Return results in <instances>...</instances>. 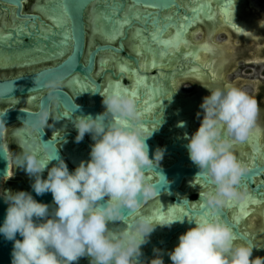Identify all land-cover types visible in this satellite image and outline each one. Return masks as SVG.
<instances>
[{
  "label": "clouds",
  "instance_id": "clouds-1",
  "mask_svg": "<svg viewBox=\"0 0 264 264\" xmlns=\"http://www.w3.org/2000/svg\"><path fill=\"white\" fill-rule=\"evenodd\" d=\"M48 87L55 89L57 83ZM209 91L197 112V118L203 116L198 130L185 137L190 160L199 168L197 176L207 177L212 188L200 192L206 211L191 215L189 221L195 226L180 235L169 256L172 264H264V257L252 258L256 246L251 241L237 243L239 237L219 211L228 202L245 198L238 186L248 168L234 146L249 137L258 103L235 84ZM100 94L103 112L74 119L76 142L85 134H91L94 141L89 160L69 171L58 150L46 160L38 152H23L17 166L34 178L32 188L37 195L52 193L55 208L50 210L49 204L37 201L30 192L5 190L8 208L0 233L14 241L11 264H73L85 255L91 257V264H164L159 249H154L156 255L150 261L140 259L141 246L158 224L151 217L141 215L118 230L108 225L160 195L163 186L149 170L157 172L165 149L157 147L154 156L149 155L147 140L157 128L149 130L135 96L126 88ZM75 105L74 112L80 109ZM50 118L54 119L51 110L44 105L28 113L23 124L45 128ZM49 141H43L45 147ZM53 160L57 163L45 179L43 172ZM157 173L166 180L162 172ZM178 220L160 225L171 226Z\"/></svg>",
  "mask_w": 264,
  "mask_h": 264
},
{
  "label": "water",
  "instance_id": "water-1",
  "mask_svg": "<svg viewBox=\"0 0 264 264\" xmlns=\"http://www.w3.org/2000/svg\"><path fill=\"white\" fill-rule=\"evenodd\" d=\"M29 0H0V12H9L13 10V15L17 27L12 26L13 17L7 14V20H0V25H4V30L10 32L9 38L0 41V51L11 54L14 50L29 49L35 46L43 45L45 49L51 51L53 48L68 47V52L57 60H44L43 62L22 65V66H1L0 70H27V73L18 74L0 80V187L2 179L9 178L11 175V162L9 151L11 147L8 144L7 128L10 126H18V128H27L34 132L35 140L39 145V155L48 158L50 154H54L58 150L59 156L62 157L68 165L69 171H74L81 163L90 159L91 145L94 143L91 134H85L84 139L77 143L75 138L78 130L74 125V119L80 115L92 114L96 115L104 111L102 104L103 97L100 93H105V88L108 79L113 81H121L125 87L131 85L130 79L122 71L115 66L104 67L100 71V58L104 54L114 53L119 59L129 61L137 71L138 76L153 79L158 85L160 92L161 105L158 106L150 116H143L144 123L149 130L157 128L151 138L147 140L149 145V155L154 156L157 147L165 149L164 163H160L156 171L162 172L166 176V180L159 176L154 170H149V174L154 181L161 183L160 195L150 199L139 209L128 210L122 220L110 221L115 223H133L141 215L145 214L147 205L155 203L158 199L166 197L169 201V206L184 209V214H188L191 218L192 214L202 213L206 211L203 206V199L200 198V192L207 191L212 188L209 179L203 175H198V166L190 160L187 144L189 140L184 136H172L170 140L164 141L162 144L158 138H168L170 131H165L164 123L165 116L168 118H180L185 122V106L181 100H177L173 93H165L168 78L180 74L188 68L183 59L178 58L176 65L173 67L156 66L152 69L141 67V60L137 54L129 47V37L132 30V25H136L143 29L148 42L157 49L167 53L166 45L161 44V37L167 35L168 28H176L180 17L185 16L187 23L191 20L190 12H187L186 1L194 2V0H52L46 2L49 11L54 15L63 16L64 22L55 24L45 15L34 9L35 4L39 0H34L28 12L25 11V4ZM45 2V0H41ZM101 9L106 18V22L112 26L117 20H121L123 11L128 5L143 9L141 20L129 14L127 17L130 23L123 30V35L118 37L115 42H106L100 39L95 41L93 46H90V33L88 27V14L92 6ZM196 10V9H195ZM194 11V10H193ZM172 12L174 17L166 18L165 14ZM5 17V16H4ZM3 18V17H2ZM229 25L233 23L225 20ZM42 26L50 28V32L42 31ZM157 31L156 37L150 38V35ZM184 33V32H183ZM189 52H184V56H188ZM192 61V60H191ZM201 68V67H200ZM203 70V68H202ZM154 71V72H153ZM100 72V73H99ZM73 77H81L89 85V92L92 101H87L84 96H80L78 100L75 94L67 86V82ZM130 81V82H129ZM57 83L55 89L48 87L49 83ZM100 92V93H99ZM37 96L35 105H27L18 103L15 100L25 99L26 97ZM145 92L136 97L138 107L142 109L146 102ZM155 99V98H153ZM76 104L80 105V109L74 112ZM48 106L51 110V115L54 119H49V124L45 128L35 129L23 121L27 119L28 113L38 112L42 106ZM4 106V107H1ZM177 107V109H176ZM180 107V108H179ZM176 111L172 112V111ZM194 130H197L194 128ZM12 131V135L17 138ZM186 133V132H184ZM48 142L47 147L43 141ZM62 144V145H61ZM22 154L25 152L23 146ZM73 146V147H72ZM253 147V151H256ZM11 154V153H10ZM22 159L18 162L20 163ZM16 163V166L17 164ZM57 161L53 160L49 163L51 168ZM19 176L16 177V182L20 189L30 192L37 201L49 204L50 210L55 207L53 203V195L51 192H46L42 195H37L32 188L34 178L23 172L20 166H17ZM248 171L241 178V189L250 192L252 198H257L260 201L264 200V164H259L257 157H254L251 166H247ZM13 173V167H12ZM48 171L43 172V177L46 179ZM193 181V185H187V181ZM191 187V188H190ZM194 191L197 194L195 201L191 200V193ZM8 204L0 193V226L3 225L6 217ZM149 208V207H148ZM222 219L229 223L237 236L248 242L251 241L239 229V224L233 221L229 215V205H224L219 209ZM189 218L183 217V222L176 218L175 226L169 228L167 225H162L164 230L157 236H149L147 243L141 246L143 255L141 260L150 261L155 255L154 249L162 248L173 242L175 237L181 232H184V225L195 226L194 221L190 222ZM161 228L160 223L156 225ZM161 226V227H160ZM18 239L22 237L17 234ZM253 243V242H252ZM14 241L7 240L0 233V264H11L12 249ZM254 249H257L256 247ZM86 260L79 258L73 264H91L90 256ZM164 264H172L170 256L163 258Z\"/></svg>",
  "mask_w": 264,
  "mask_h": 264
},
{
  "label": "bare ground",
  "instance_id": "bare-ground-1",
  "mask_svg": "<svg viewBox=\"0 0 264 264\" xmlns=\"http://www.w3.org/2000/svg\"><path fill=\"white\" fill-rule=\"evenodd\" d=\"M52 1V0H45V2H41L39 0L35 6L34 9L39 11L42 15H45L48 17L52 22L55 24L63 23L64 19L63 16L60 15H54L49 11V7L46 2ZM229 4L224 6V2L226 0H194V2H187L186 1V8L187 12H190L191 20L189 23H187L184 19L185 16L180 17L179 22L176 26V28H168L167 35H164L161 37L160 41H163L161 44L166 45L167 47V53H164L162 51H157V49L154 47V45L150 44L148 42V38L145 37V34L143 32V29L141 27L136 26L135 24L132 25V30L129 37V47L133 52H135L142 62L141 67L146 69H152L156 66H164V67H173L176 65V60L178 58L184 59L183 54L185 51H190V54L188 56H192L196 61L203 64L205 67H207V70L202 71V69L197 66L195 69H185L184 71H181L180 74H175L168 78L167 86L165 88V93H182L181 88V77H188V76H194L198 79L202 80L207 86L200 94H198L196 99L192 100H183L182 103H187L185 106V110L187 111V114L185 115V126L180 127L178 126L179 122L182 121V119L176 117V118H168V116H165V120H167L163 125L165 129H168L170 131V136L165 139V141L170 140L172 136H181L184 135L186 132L188 136L190 137L193 132L191 133L190 126L193 125L195 129H198L197 121L193 120V117L197 114L198 111H201L200 105L203 102V98L206 96L209 85L207 84V80L209 79H215L218 80L221 76L219 73V70L216 65V59L222 57L221 49L222 44L216 43L213 40L215 32L224 25V21L228 20L233 23V26L236 31H241L243 33L248 34L250 30H252V26L246 24L245 22H242L238 20L236 17V11H237V0H228ZM196 9V10H195ZM194 10V11H193ZM143 12V9L132 7L128 5L126 9L123 11L122 19L117 20L116 24L114 26L108 24L106 22V16L104 12L101 9H98L95 5L92 6L89 10L88 14V27L91 30L90 33V46H93L95 44V41L97 39H100L102 41L106 42H115L118 37L123 35V30L127 24L130 23L129 18L127 17L129 14H133V17L141 20V13ZM9 14L13 17V24L12 26L17 27L19 23L16 22V18L13 15V10H9ZM7 12H0V18L6 17ZM166 18L174 17L172 12H168L165 14ZM200 23L206 24L209 27V35L208 37L200 41L199 39H193L195 35L197 34V30L195 27H198ZM4 26H7L6 22L4 25H0V41L6 42V40L10 36V32H7L4 30ZM193 30V31H192ZM42 31L45 33L50 32V28H47L45 26H42ZM184 32V33H183ZM157 31L152 33L150 35V38H154L157 40L156 37ZM218 45V46H217ZM69 48L68 47H60V48H53L51 51H48L44 48L43 45L35 46L33 48L29 49H21V50H14L10 55L7 54L4 51H0V65L1 66H24V65H30L35 64L39 62H43L44 60H57L61 57H63L67 52ZM100 71L107 66H115L117 69L122 70L128 78L131 79V85L128 87H125L123 85V82L121 81H113L112 79H108L107 85L105 88V92H110L114 88H126L129 93H132V91H135L138 97L142 91L145 92V101L152 100V102H146L145 106L141 109L143 112V116H150V114L161 105L160 100V92L161 90L158 88V85L155 83L153 79L148 80L147 78H143L138 76L137 71L135 70L134 66L127 60H121L119 59L114 53H108L104 54L100 58ZM217 67V69H216ZM189 68V67H188ZM100 73V72H99ZM219 77V78H218ZM67 86L69 89L75 94L77 99H80V96H84L87 101H92V98L90 97L89 92V85L86 83L81 77H73L67 82ZM174 94V96H177ZM36 98L37 96H31L26 97L25 99H18L15 100V102H22L27 105H35L36 104ZM155 98V99H153ZM182 100V99H179ZM172 111V110H170ZM175 112L176 111H172ZM15 136L18 138L19 143L23 146L25 151L29 152H38L39 153V145L35 140V134L33 131L27 128H18L14 131ZM259 136H260V130L257 129L256 126H253L251 129L250 135L248 138L250 141H257L259 142ZM247 142L244 140L242 142L237 143L234 148H237L239 150V156L238 159L245 163L246 165L248 163H251L253 161V155H258V158L260 157L259 152L261 150V147L256 149V152L254 151V154L248 151L247 148ZM11 152L9 151L10 155V162H11V170L10 175L12 174V167H13V161L11 157ZM41 158L45 159L44 156H41ZM261 159V158H259ZM46 160V159H45ZM264 161V157L262 159ZM22 163V161L20 162ZM23 172L27 174L25 169L21 167ZM48 168L45 169V171H48ZM5 178L2 179L1 187H0V193L4 197L3 192V184H4ZM193 181L188 180L187 185H193ZM191 188V187H190ZM211 189V188H210ZM209 189V190H210ZM245 192V198L237 201H230L225 205H229V210L232 209V216L233 219L241 224L242 221L246 219V217L255 209L249 210L251 206H255L261 203L259 199L252 198L250 193L247 190H243ZM262 213L264 214V207L262 209ZM143 216H149L153 219L155 223H168L171 220H176L177 217L180 219H183V217L189 218L188 214H184V209L176 208L173 206H169V201L166 197H162L158 199L153 205H151L148 210H146L145 214H141ZM140 215V216H141ZM134 223V222H133ZM131 223V224H133ZM130 223H115V222H109V228L113 230H118L127 227V225H131ZM162 226V225H161ZM160 226V227H161ZM175 226V222L168 226L169 228H172ZM191 227L194 226H188L184 225V232H180L177 235V238L165 245L162 250L160 251V254L165 258L166 256H169V252L173 251L174 248L179 244V237L181 234H184L189 230ZM164 228L163 226L161 228L155 227L154 231L150 234V237L154 236L155 234L159 236L163 232ZM253 256V254H252Z\"/></svg>",
  "mask_w": 264,
  "mask_h": 264
},
{
  "label": "flooded vegetation",
  "instance_id": "flooded-vegetation-1",
  "mask_svg": "<svg viewBox=\"0 0 264 264\" xmlns=\"http://www.w3.org/2000/svg\"><path fill=\"white\" fill-rule=\"evenodd\" d=\"M34 2V0H29L26 2L25 4V11L28 12L32 3ZM224 6H226L227 4H229V1L226 0V2L223 3ZM236 5L238 6L237 11H236V17L238 18V20L245 22L246 24L252 26V30L249 31L248 34L243 33L241 31H236L235 28L231 25H229L227 22L224 23V25L222 27H220L214 34L215 35L218 34H222L225 35L226 41L225 42H217L215 41V38L213 37V40L219 44H222V48L221 49V53H222V57L216 59V65L218 67H216L217 70H219L220 73V78L218 80L215 81V79H209L207 80V84L209 85V88H215V87H223L226 84H235L238 87L242 86L243 84H251L254 85L255 88V92L252 94V98H254L257 103H258V115L255 121L254 126L257 127V129L260 130V136H259V142L258 140L256 141H250L248 137L245 141L247 142V150L250 151L251 153L254 154L253 151V147L255 146L257 149L261 147V150L259 152V155L262 159V157H264V122L262 121V118L264 116V108L262 105H264V82L261 81H249V80H235V81H231L228 80V78H226V74L229 72H232V68H234L235 63L237 62H243L244 65L249 66V65H256L257 67H260L259 64L264 63V0H237L236 1ZM7 20V17H1L0 20ZM230 22V21H229ZM232 23V22H231ZM194 31L197 30V33L200 32L201 34V40L199 38L200 41L205 40L208 35H209V27L206 24L200 23L198 25V27H195V29H193ZM192 30V31H193ZM220 32V33H219ZM193 39H198V38H194ZM235 42H238V44H235ZM217 45V46H218ZM233 49L234 52H230V50ZM186 52V51H185ZM190 53V51H187ZM134 54H136L134 52ZM182 57V56H181ZM183 61L185 62V64L187 65V67L189 68H196L197 66L201 67V69L203 68L202 71L207 70V67H205L203 64L199 63L198 61H196L192 56H184ZM192 60V61H191ZM142 64V62H141ZM0 71H11V73H7V75L2 74L0 76V80L4 79V78H8L11 76H15L18 74H24L27 73L28 71H30V69L27 70H0ZM154 72V71H153ZM128 78V77H127ZM130 79V78H128ZM181 84L183 85L185 82H196L198 84L197 88L195 89L194 92H187L185 90H183L181 87L180 90H182V93H174L177 96H175V98H177V100L179 101V99H182L181 101L183 102V100H192V99H196L194 97H196L198 94H200V92H202L207 86H205L204 82L200 79H198L197 77L194 76H188V77H181ZM193 80V81H191ZM131 81V79H130ZM129 81V82H130ZM207 95H210V91L208 90ZM187 103H183V106H186ZM4 107V106H1ZM180 108V107H179ZM177 109V107H176ZM187 114V111L185 112V115ZM203 116L201 115L200 118H197V114L193 117V120L200 122L202 120ZM18 127V126H10L7 128V131L9 128H13L11 130L10 133V144L9 146L11 147V151L13 152L14 150H16L17 148L20 150V152L22 153V148H20L19 146V141L18 138H15L12 134V131H14V129ZM199 127V126H198ZM195 127H193V125L190 126L191 129V133L195 132L196 130H194ZM198 130V129H197ZM165 131H169L168 129H165ZM166 138L164 137H160L158 138V141L160 142V144H162L165 141ZM62 145V144H61ZM73 147V146H72ZM235 153L237 155V157L239 156V150L237 148H234ZM256 152V151H255ZM22 154L20 156L19 161L21 160ZM254 157H257L259 164H264V161L258 158V155H253V160ZM166 160V158H163L162 161L160 163H164V161ZM243 163V162H242ZM253 163V161L251 163H248L247 165L245 163L246 166H251V164ZM17 167V166H16ZM18 172V171H17ZM19 176V173H18ZM16 182V180H15ZM15 182H11V183H15ZM9 185V184H8ZM244 190V189H242ZM249 192V191H248ZM250 193V192H249ZM191 200L195 201L197 199V194L192 191L191 195ZM154 202L152 204L147 205V210L148 207H150L151 205H153ZM264 207V200L261 201L260 204L255 205V206H251L250 207V211L251 209H255L254 211H252L244 221L241 222V224L239 225V229L242 233H244L249 239L252 240L253 244L256 246L257 249H253V256L252 258L254 259L257 256L260 257H264V214L262 213V209ZM55 208V207H54ZM53 208V209H54ZM229 215L230 218L233 219L232 216V209L229 210ZM233 221H235L233 219ZM236 222V221H235ZM238 223V222H236ZM239 224V223H238ZM177 237H175L176 239ZM246 241L242 240V239H238L237 243H244ZM83 260H86L88 257H81ZM91 259V257H89Z\"/></svg>",
  "mask_w": 264,
  "mask_h": 264
},
{
  "label": "rangeland",
  "instance_id": "rangeland-1",
  "mask_svg": "<svg viewBox=\"0 0 264 264\" xmlns=\"http://www.w3.org/2000/svg\"><path fill=\"white\" fill-rule=\"evenodd\" d=\"M264 10V9H263ZM220 33V32H219ZM196 38H200L201 40V34L200 32H198L196 35H195ZM194 37V38H195ZM215 41L217 42H225L226 41V36L225 35H222V34H216L215 35ZM235 44H238V42H235ZM230 52H234L233 49L230 50ZM260 67H257L256 65H249V66H246L243 64V62H237L235 63L234 65V68H232V72H228L226 74V78H228V80H231V81H235V80H249V81H261V82H264V63L262 64H259ZM7 73H11V71H7V72H2L0 71V76L2 74L4 75H7ZM193 81V80H191ZM182 89L187 91V92H194L195 89L197 88L198 84L196 82H185L183 85H181ZM244 91H246L250 96H252V94L255 92V88H254V85L251 84H243L242 86H240ZM263 108H264V105H262ZM262 121L264 122V116L262 118ZM198 126H200V122H197ZM13 128H9L8 131H7V138H8V144H10V133H11V130ZM21 152L20 150L17 148L16 150H14L13 152L11 151V157H12V161H13V173L12 175L5 179L4 181V184H3V192H5V190H12V191H19L21 190L20 189V185L17 184V183H11V182H15L16 177L18 176V168L16 167V163L19 162V159H20V156H21ZM9 184V185H8Z\"/></svg>",
  "mask_w": 264,
  "mask_h": 264
},
{
  "label": "snow or ice",
  "instance_id": "snow-or-ice-1",
  "mask_svg": "<svg viewBox=\"0 0 264 264\" xmlns=\"http://www.w3.org/2000/svg\"><path fill=\"white\" fill-rule=\"evenodd\" d=\"M132 95H134V96H136L137 95V93L135 92V91H132V93H131Z\"/></svg>",
  "mask_w": 264,
  "mask_h": 264
}]
</instances>
